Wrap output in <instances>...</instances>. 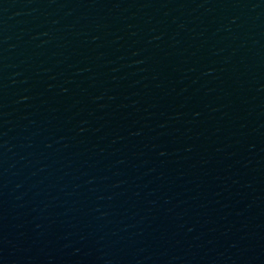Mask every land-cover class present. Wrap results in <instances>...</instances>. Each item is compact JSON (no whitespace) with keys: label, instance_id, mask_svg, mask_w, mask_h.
I'll return each mask as SVG.
<instances>
[{"label":"water","instance_id":"95a60500","mask_svg":"<svg viewBox=\"0 0 264 264\" xmlns=\"http://www.w3.org/2000/svg\"><path fill=\"white\" fill-rule=\"evenodd\" d=\"M0 264H264V0H82Z\"/></svg>","mask_w":264,"mask_h":264}]
</instances>
